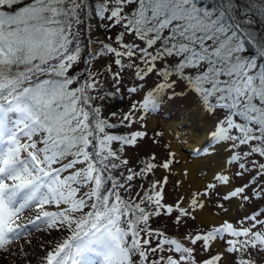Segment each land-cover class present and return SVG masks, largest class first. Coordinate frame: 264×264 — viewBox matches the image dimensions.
<instances>
[{
	"label": "snow or ice",
	"instance_id": "1",
	"mask_svg": "<svg viewBox=\"0 0 264 264\" xmlns=\"http://www.w3.org/2000/svg\"><path fill=\"white\" fill-rule=\"evenodd\" d=\"M82 13L88 14L87 0H0V253L11 255L14 241L43 225L65 235L41 264H197L192 246L208 252L218 240L224 250L200 264H224L226 256L231 264H264V210L245 215L237 225L224 221L181 239L150 226L152 217L161 215L175 214L176 224L195 219L193 212L204 208L200 196H207L215 183L193 193L186 207L183 197L163 203L167 176L150 181L139 202L120 195L135 178L171 170L175 154L160 162L154 154L142 159L139 171L121 173L124 183L108 172L129 164L112 150L113 141L136 147L148 134H108L105 129L115 125L101 117L97 101L103 97L92 94L101 87L97 74L87 70L82 81L68 75L81 60ZM95 14L124 29L117 37L119 50L104 46L121 71L135 67L143 80L157 61L175 58L174 66L157 70L164 82L156 91L172 89L176 81L168 78L175 74L206 111H224L211 132L214 141H229L232 149L247 147L245 158H264V0H101ZM125 33L144 47L124 43ZM88 57L95 59L91 52ZM108 71L119 84L120 72L112 73L111 65ZM75 82L79 86L71 87ZM158 107L150 91L120 123L130 127ZM241 160L233 153L228 163ZM245 167L239 163L237 175L243 176ZM253 167L264 179V162ZM182 174L188 175L186 170ZM214 180L230 183L223 173ZM247 188L237 187L224 199L248 200ZM254 195L264 198V186ZM31 211L35 214L26 219ZM21 256L20 264H30L31 256L22 250L17 259Z\"/></svg>",
	"mask_w": 264,
	"mask_h": 264
},
{
	"label": "rangeland",
	"instance_id": "2",
	"mask_svg": "<svg viewBox=\"0 0 264 264\" xmlns=\"http://www.w3.org/2000/svg\"><path fill=\"white\" fill-rule=\"evenodd\" d=\"M87 3L88 14L86 16L83 13L81 14V18L84 20V23L78 26L81 33L80 44L83 49L81 60L69 70L68 75L74 77L78 76L82 81L87 74V70H91L97 74V78L101 81V87L98 92L92 94L103 97L102 100L97 101V104L101 109V117L106 119L108 122L110 121L111 125H115V127H111L109 129L116 130H105L108 134L119 136L130 134L135 131H146L148 134L147 138L139 142L138 146L136 147L121 145V143L118 141L112 142V150L118 152L120 155V161L127 159L129 164L127 166L121 164L120 167L116 169H109L108 172L114 179L119 180L120 183H124V176L128 174L127 169L132 168L134 171H139L140 167H142L140 164L142 159H148L150 155L154 154L157 158V161L160 162L167 159L169 153H173L171 146L164 134V125L170 120L181 118V116H183L186 112L192 110L196 105L201 104L196 98L195 94L187 88L186 83L182 79H179L175 74L168 78L169 80L176 81V84L172 89L166 88L159 92L156 91L157 86L164 82V78L158 75L157 70L165 66H174L176 63L175 58L170 57L166 61H157L156 69H154L153 72L148 73L143 80L139 79V77L136 75L138 69L135 67L129 68L126 66L121 71L119 66L114 64L115 57L110 53H105L104 46L110 45L111 47L118 48L119 50L120 41L117 40V37L122 32H124V29L120 25H116L107 19H101L95 14V10L99 7L101 0H87ZM87 37L91 38L90 43ZM123 42L128 44L135 43L140 47H144V45L139 40H136L132 35H128L127 33L124 35ZM89 52L95 55V59L89 60ZM86 60L88 61L87 64L85 63ZM133 61L135 64L140 66V69H146L147 65H145L139 59L133 58ZM123 62L125 65H127L129 58L124 57ZM109 65H111L112 73L117 71L120 72L119 84H116L113 81L112 75L108 71ZM76 67L80 69L78 73H74L76 72ZM81 73H84V75H81ZM78 86V82H75L73 85H71L73 88ZM133 87L137 88V91L135 93H130L128 90ZM119 88L120 92L122 93V100L126 101L121 102L126 107L121 112L122 108L120 109L117 105L118 111H115V113L118 114L113 116V107H109V104L112 95L117 93ZM150 91L154 93L159 105L157 110H147L143 113L144 120L135 123L130 127L128 126L127 121H125L124 124H121L120 121L123 118V114L129 111L131 105L134 102L142 101V99ZM181 93H183V95H181ZM223 115V110H217V112L213 114L204 109L203 122L209 123L214 131L217 121L221 119ZM212 141L213 143H216L213 138ZM222 143L228 144L230 155L233 153L241 154V161L230 163V176L233 182L238 184L235 188L241 187L245 184L248 185L245 194L251 198L248 200L241 199V203L239 205H237V201H235L234 198L225 200L224 197L228 194L224 193L216 183V188L210 189L207 197L211 198L217 207L222 204L223 209H226V211L222 209L219 211L218 209L216 210L218 211L216 214L224 216V220L222 222L229 221L234 225H237L239 221L243 220L245 215L251 216L258 211L264 210V198H257L254 195L255 191H259V188L264 186V179H261V177L257 175V169L253 167L254 162H264V158L259 157L257 154H253L251 157L245 158L243 157V152L247 151V147L241 146L237 149H232L230 146L231 142L223 141ZM121 148H123V152H119ZM120 161L110 160L109 163L120 164ZM241 162L245 163L246 165L245 169L243 170V176L237 175L238 172L242 171L239 168V163ZM82 166L83 165H78V167ZM179 166L180 161L175 156V161L171 166V170L166 171L164 169H159L155 172V174L149 173L146 178H135L133 181L126 184L127 191H125V189H120V195L125 199L131 198L138 202L142 192L148 188L150 181L161 179L162 177L167 176L168 183L164 187L165 194L163 203L175 204L177 200L183 197V206L186 207V202L191 199V196L188 199L183 196L182 176L177 170V167ZM121 173H123L124 176H121ZM178 181L179 183H177ZM207 185L208 184H206L202 190H197L193 193H203ZM85 190L86 189H81L82 192ZM50 210H54V207L50 208ZM34 214V211L26 212L25 217L26 219L31 218ZM193 215L195 216V219L186 218L183 219L180 224L175 223V214H173L172 217L161 215L151 219L149 224L151 226L156 225L158 227H162L165 231H168L169 234L170 232H173L172 235L180 239L187 233L195 234L201 232L200 227L204 229L210 228L211 230L213 226H219L221 224L201 223L197 220L196 212H193ZM261 219H264V217H261ZM244 226H249L248 222H245ZM64 235L65 233L62 231L55 229L47 230L46 227L42 225L39 229L31 231L27 237L14 241L10 245L12 251L11 255L4 256L3 253H0V264H20L21 260L25 259L23 256H21L19 260L17 259V254L21 250L32 257L30 264H41V258L44 256L47 250L54 246V240L60 236L64 237ZM26 240L30 241L31 243H26ZM189 246L192 245L189 244ZM192 247L196 248L194 255L197 264L201 262V259L204 256L210 255L212 253L215 255L216 253L222 251V248L219 246H213V248H211L208 252L201 250L199 245ZM224 264H231V256L225 257Z\"/></svg>",
	"mask_w": 264,
	"mask_h": 264
},
{
	"label": "bare ground",
	"instance_id": "3",
	"mask_svg": "<svg viewBox=\"0 0 264 264\" xmlns=\"http://www.w3.org/2000/svg\"><path fill=\"white\" fill-rule=\"evenodd\" d=\"M204 109L196 105L181 118L170 120L164 125V134L175 156L180 161L177 167L182 176L183 196L188 199L194 191L202 190L206 184L216 183L224 193L229 194L235 188L229 169L231 159L227 143H213L209 123L203 122ZM187 171L188 175L182 173ZM223 173L229 176L230 183L223 184L214 180V176ZM204 203L203 209H197V220L201 223H222L224 216L216 214L221 208L217 207L211 198L200 196ZM237 205L240 198H234ZM218 209V211H216ZM214 246L224 250L223 241H216Z\"/></svg>",
	"mask_w": 264,
	"mask_h": 264
},
{
	"label": "trees",
	"instance_id": "4",
	"mask_svg": "<svg viewBox=\"0 0 264 264\" xmlns=\"http://www.w3.org/2000/svg\"><path fill=\"white\" fill-rule=\"evenodd\" d=\"M25 2H27L26 0H25ZM249 50H250V53L253 51L252 49H251V47L249 46ZM75 71L76 72H74V73H78L79 71H80V69L79 68H75ZM118 93V94H117ZM117 93H114L113 95H112V97H111V101H110V104H109V107H113V113H115V111H118L117 110V108H118V106H119V108L121 109V112L123 111V109L126 107L121 101H123V102H126V101H124V100H122L123 99V97H122V93L120 92V88L118 89V92ZM118 105V106H117ZM116 114H118V113H116ZM109 124H111L110 123V121L108 122ZM105 130H109V131H116V130H112V129H109V128H106ZM149 187V186H148ZM143 194H144V191L142 192V195H141V197L143 196ZM139 202V201H138ZM154 217H152V219H153ZM151 226V225H150ZM153 229H157V230H160V231H163V232H165L167 235H169L170 236V234H169V232L168 231H165L162 227H158V226H156V225H153V226H151ZM200 230H201V232H203L204 231V228H202V227H200ZM170 233H173V232H170ZM188 234V233H187ZM61 239H63V237H59V238H57V239H55L54 241V245H55V243H57L58 241H60Z\"/></svg>",
	"mask_w": 264,
	"mask_h": 264
}]
</instances>
